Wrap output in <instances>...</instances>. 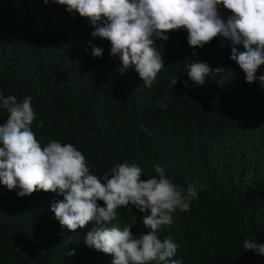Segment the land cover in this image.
<instances>
[{"label":"trees","instance_id":"16d2710c","mask_svg":"<svg viewBox=\"0 0 264 264\" xmlns=\"http://www.w3.org/2000/svg\"><path fill=\"white\" fill-rule=\"evenodd\" d=\"M93 30L63 6L0 0V94L18 102L31 96L37 139L74 144L98 177L127 162L143 169L142 179L159 164L177 185L195 182L190 210L159 233L177 243L184 264H264V256L243 249L245 239L264 243V90L246 82L227 41L222 47L214 37L194 49L183 30L156 41L165 66L145 87L137 73L118 71L110 42L93 38ZM90 42L103 48L101 57L91 55ZM193 60L224 74L197 86L186 72ZM221 75L226 81L218 85ZM7 115L0 110V124ZM54 199L63 197L43 190L18 197L0 185V264H111L110 254L84 243L94 221L68 231L50 211ZM118 212L121 226L146 232L135 208Z\"/></svg>","mask_w":264,"mask_h":264},{"label":"clouds","instance_id":"9594fccd","mask_svg":"<svg viewBox=\"0 0 264 264\" xmlns=\"http://www.w3.org/2000/svg\"><path fill=\"white\" fill-rule=\"evenodd\" d=\"M47 6H63L75 18H86L93 38L110 42L109 56L119 61L118 71L138 74L145 87H152L164 68L162 45L156 41L169 39V31L183 30L187 43L203 47L214 37L227 41L230 59L245 74L248 83L257 82L264 90V0H42ZM231 13L226 18L220 9ZM91 55L101 57L103 48L91 42ZM242 49L241 50V47ZM196 55L195 51L192 53ZM197 86L206 77L224 74L222 67L210 68L207 62L193 60L186 71ZM221 79L218 85L225 83ZM177 83L172 80V86ZM166 108V103H161ZM0 110L7 118L0 124V185L16 190L26 197L43 190L62 196L53 200L50 211L68 231L94 225L86 233L84 243L112 256L111 264H184L177 256L178 245L170 237L161 239L159 233L174 223V214L188 212L198 198L195 182L177 185L166 175L164 167L153 165L156 175L142 179L143 169L136 163H117L99 177L81 150L68 142L37 139L31 125L37 113L32 97L21 102L13 95L0 94ZM39 122L37 127H42ZM103 202V206L98 203ZM128 213L135 208L140 214L145 233L134 235L133 225L121 226L118 209ZM244 250L264 256V243L254 239L243 241ZM68 255H74V251Z\"/></svg>","mask_w":264,"mask_h":264}]
</instances>
